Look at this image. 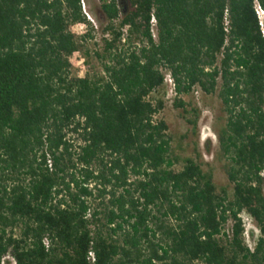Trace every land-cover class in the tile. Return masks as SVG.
I'll list each match as a JSON object with an SVG mask.
<instances>
[{
    "label": "trees",
    "instance_id": "trees-1",
    "mask_svg": "<svg viewBox=\"0 0 264 264\" xmlns=\"http://www.w3.org/2000/svg\"><path fill=\"white\" fill-rule=\"evenodd\" d=\"M99 3L97 43L81 0H0V264H264V0ZM169 78L195 135L181 97L221 102L231 193L172 150Z\"/></svg>",
    "mask_w": 264,
    "mask_h": 264
},
{
    "label": "rangeland",
    "instance_id": "rangeland-1",
    "mask_svg": "<svg viewBox=\"0 0 264 264\" xmlns=\"http://www.w3.org/2000/svg\"><path fill=\"white\" fill-rule=\"evenodd\" d=\"M84 2L85 11L90 16V21L97 28L93 36L95 37V41L100 43L102 38L101 24L104 22L105 16L100 10L98 0H84ZM72 30L82 35L86 31V27L78 25L73 27ZM93 43L95 42L93 41ZM91 47L93 48L92 45ZM70 63L72 65V76L75 77H84L89 68L93 72L98 68L95 61L87 66L83 53L72 56ZM167 83L166 108L160 118L164 119L169 126L172 150L175 155L182 158H194L202 165L205 171H212L218 190L221 191L225 188L231 193L232 186L229 185L228 178L223 170L227 160L221 153L219 144L220 130L227 123L221 102L216 95L206 96L199 90L190 96L181 97L186 103H193L202 112L198 133L195 135L186 120L181 117L180 111L174 108L175 94L173 86L169 80ZM241 217L245 225V242L250 249H253L260 235L259 231L250 217L245 214H242ZM229 230L230 224L226 227V231ZM6 264H15V262L11 258H8Z\"/></svg>",
    "mask_w": 264,
    "mask_h": 264
},
{
    "label": "built area",
    "instance_id": "built-area-1",
    "mask_svg": "<svg viewBox=\"0 0 264 264\" xmlns=\"http://www.w3.org/2000/svg\"><path fill=\"white\" fill-rule=\"evenodd\" d=\"M81 2H82V9H83V12H84V14L86 15V17H88L89 18V21H90V16L86 13V11H85V2H84V0H81ZM257 14H258V16L260 17V19H261V21H263L264 20V12H263V10L260 8V7H257ZM87 18V19H88ZM91 22V21H90ZM92 23V22H91ZM169 82L172 84V86H173V83H172V80L169 78Z\"/></svg>",
    "mask_w": 264,
    "mask_h": 264
},
{
    "label": "flooded vegetation",
    "instance_id": "flooded-vegetation-1",
    "mask_svg": "<svg viewBox=\"0 0 264 264\" xmlns=\"http://www.w3.org/2000/svg\"><path fill=\"white\" fill-rule=\"evenodd\" d=\"M98 2H99V0H98ZM100 5H101V4L99 3V7H100Z\"/></svg>",
    "mask_w": 264,
    "mask_h": 264
}]
</instances>
